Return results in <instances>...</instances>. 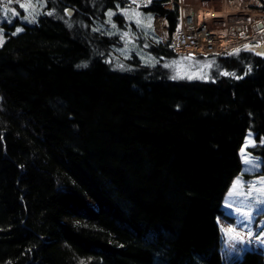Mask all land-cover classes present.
I'll list each match as a JSON object with an SVG mask.
<instances>
[{
    "label": "trees",
    "instance_id": "16d2710c",
    "mask_svg": "<svg viewBox=\"0 0 264 264\" xmlns=\"http://www.w3.org/2000/svg\"><path fill=\"white\" fill-rule=\"evenodd\" d=\"M168 1L151 0L171 35ZM128 6L45 0L0 45V264H264L225 257L216 221L248 132L264 164V55L196 56L207 77L177 78L181 55L138 29L155 62L120 59Z\"/></svg>",
    "mask_w": 264,
    "mask_h": 264
},
{
    "label": "rangeland",
    "instance_id": "374dc122",
    "mask_svg": "<svg viewBox=\"0 0 264 264\" xmlns=\"http://www.w3.org/2000/svg\"><path fill=\"white\" fill-rule=\"evenodd\" d=\"M29 3L34 6V13L19 7L20 4ZM44 5L45 0H11V3L0 0L2 42L7 37L6 33H16L17 28L23 29V25L34 23L42 13ZM128 5L130 6L117 12L124 15L127 23L133 25V32L128 30L131 29L128 26L122 34L123 44L116 52L120 59L135 53L142 62L152 64L155 59L137 46L135 30L143 29L144 34H152L165 44L164 41L170 38L167 25L163 18L156 16L162 9L158 3L150 2L147 5L151 7V12L144 11L143 8L147 5L145 6L143 0H136V3L128 0ZM172 6L178 8V22L180 12H191L195 16L199 13L203 23L209 28H222L235 32L237 40L245 39L244 44L232 51L246 49L250 43L264 44V11L260 10L259 0H169L163 5V10L171 9ZM136 12L141 14L139 25L136 23L137 17L129 18ZM149 16L150 21L146 19ZM187 56L181 55L168 63L173 68L174 76L198 79L207 77V61L204 58L197 60L195 55ZM253 144V133L248 132L240 149L241 169L221 202V208L227 217L219 215L216 218L221 232L219 250L227 258L241 257L245 251H255L264 259V164L261 156H252L247 151Z\"/></svg>",
    "mask_w": 264,
    "mask_h": 264
},
{
    "label": "built area",
    "instance_id": "2783aa9c",
    "mask_svg": "<svg viewBox=\"0 0 264 264\" xmlns=\"http://www.w3.org/2000/svg\"><path fill=\"white\" fill-rule=\"evenodd\" d=\"M179 24H181V29L173 33L171 38L172 41L177 36L182 41V45L179 44L178 47L172 45V50L176 53L208 56L232 51L245 42V39L237 40L235 32L222 28L212 30L200 28L199 23L191 18H186ZM252 39L253 37L251 41Z\"/></svg>",
    "mask_w": 264,
    "mask_h": 264
},
{
    "label": "bare ground",
    "instance_id": "6f19581e",
    "mask_svg": "<svg viewBox=\"0 0 264 264\" xmlns=\"http://www.w3.org/2000/svg\"><path fill=\"white\" fill-rule=\"evenodd\" d=\"M182 11V10H181ZM204 12V11H203ZM206 12V11H205ZM201 13V12H200ZM198 14V16H195V15H193L191 12H185V13H181L180 12V15H179V22H181V21H183L184 19H186V18H191L193 21H196V22H198L199 23V25H200V28H203V29H209V30H212L211 28H209L207 25H205L204 23H203V20H202V15H200L199 13H197ZM179 22H178V25H177V27H176V29H175V31L173 32V33H175V32H177V31H179L180 29H181V24H179ZM180 25V26H179ZM172 33V34H173ZM172 34L170 35V38L168 39V40H166V41H164L165 42V44L167 43L168 45H169V48L171 49V51L174 53V54H177V55H188V56H193V55H195V54H183V53H176V52H174L173 50H172V45H173V47H178L179 46V44L180 45H182V41L176 36V37H174V39L171 41V38H172ZM262 44V43H261ZM264 45V44H263ZM248 50V49H247ZM251 51V50H250ZM225 53V52H224ZM221 54V53H220ZM195 56H200V55H195Z\"/></svg>",
    "mask_w": 264,
    "mask_h": 264
},
{
    "label": "snow or ice",
    "instance_id": "6c2138e0",
    "mask_svg": "<svg viewBox=\"0 0 264 264\" xmlns=\"http://www.w3.org/2000/svg\"><path fill=\"white\" fill-rule=\"evenodd\" d=\"M8 2L9 3H11V0H8ZM143 2H144V4H145V6L147 5V3H150L151 2V0H143ZM133 3H136V0H133ZM139 6V5H138ZM19 7L20 8H23V9H25V11H30V12H32V13H34L35 12V8H34V6L31 4V3H29V4H20L19 5ZM13 14H15V13H13ZM49 15H51L52 13H48ZM115 13H113V12H108V16H109V18H111V16H113ZM132 16H135V17H137V19H136V23L139 25V24H141V19L139 18L140 16H141V14L139 13V12H136V13H132L130 16H129V18L131 19L132 18ZM146 19H148L149 21L151 20V17L149 16V17H146ZM109 23H112L111 22V19H109V21H108ZM113 26V28H115V24H113L112 25ZM148 27H151V25L150 24H148L147 25ZM22 29H20V28H17L16 29V32L18 33V32H20ZM2 32H0V43H2ZM257 47H259V45H257ZM251 50V49H250ZM239 52V49H237L236 50V53H238ZM258 55L259 54H261V53H257ZM86 66V65H85ZM121 67H123L122 65H121ZM224 75H228L229 73H223Z\"/></svg>",
    "mask_w": 264,
    "mask_h": 264
},
{
    "label": "water",
    "instance_id": "95a60500",
    "mask_svg": "<svg viewBox=\"0 0 264 264\" xmlns=\"http://www.w3.org/2000/svg\"><path fill=\"white\" fill-rule=\"evenodd\" d=\"M67 13L70 14L69 11H67ZM257 45H259V47H257ZM245 48L248 49V50L251 49V51L253 53H255V54L261 53L259 55H264V45L261 44V43H259V44H256V43L255 44H251V45L246 46Z\"/></svg>",
    "mask_w": 264,
    "mask_h": 264
},
{
    "label": "crops",
    "instance_id": "0c3cea01",
    "mask_svg": "<svg viewBox=\"0 0 264 264\" xmlns=\"http://www.w3.org/2000/svg\"><path fill=\"white\" fill-rule=\"evenodd\" d=\"M219 1H221V0H219Z\"/></svg>",
    "mask_w": 264,
    "mask_h": 264
}]
</instances>
